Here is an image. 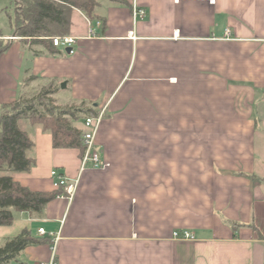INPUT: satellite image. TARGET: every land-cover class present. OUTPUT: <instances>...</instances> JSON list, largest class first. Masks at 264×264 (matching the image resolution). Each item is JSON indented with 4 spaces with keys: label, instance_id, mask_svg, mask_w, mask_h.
<instances>
[{
    "label": "crops",
    "instance_id": "crops-1",
    "mask_svg": "<svg viewBox=\"0 0 264 264\" xmlns=\"http://www.w3.org/2000/svg\"><path fill=\"white\" fill-rule=\"evenodd\" d=\"M123 1L81 14L70 54L13 39L0 57V106L30 77L64 104L95 105L107 164L82 170L79 150L18 122L35 165L12 177L52 192L57 170L77 188L0 228L2 241L25 228L44 240L10 264H264V0ZM9 21L0 37L16 36Z\"/></svg>",
    "mask_w": 264,
    "mask_h": 264
},
{
    "label": "trees",
    "instance_id": "trees-1",
    "mask_svg": "<svg viewBox=\"0 0 264 264\" xmlns=\"http://www.w3.org/2000/svg\"><path fill=\"white\" fill-rule=\"evenodd\" d=\"M127 4L123 0H111ZM21 7L16 10V37L42 45L50 54H57L49 38L71 35L75 10H80L90 20L98 19L95 11L99 0H15ZM105 24V22H103ZM13 40H0V57L11 46ZM30 77L28 81L35 80ZM50 85L43 89L36 101L27 103L23 98L0 106V228L10 227L15 221V212H28L42 216L46 206L59 196H66L63 189L52 192H33L16 181L10 173L29 172L35 165L28 156L34 142L20 129L18 122L27 119L34 125H41L52 135L56 149H77L83 156L85 130L73 122L97 117V107L88 102L70 107H55L45 100L59 89ZM4 173V174H3ZM44 242L25 228L17 236L8 238L0 246V264H10L30 246Z\"/></svg>",
    "mask_w": 264,
    "mask_h": 264
},
{
    "label": "built area",
    "instance_id": "built-area-1",
    "mask_svg": "<svg viewBox=\"0 0 264 264\" xmlns=\"http://www.w3.org/2000/svg\"><path fill=\"white\" fill-rule=\"evenodd\" d=\"M145 11L139 10L138 8H134V19H137L139 17H144ZM87 22L89 25H91L90 20L87 19ZM90 33L93 34L94 31L91 29ZM16 38H3L0 37V40H13ZM51 42L53 43L54 47L56 48H71L73 52V47L76 44L77 38L71 35L67 36H57L49 38ZM104 114L99 113L97 117H89L85 119L84 127H85V145L86 149L82 156L81 165L82 170H86L88 168L91 169H102L107 167V164L104 163L102 160L101 152L98 150L95 144V138L98 133L99 127L103 121ZM51 176L54 180V187L56 190L63 189L64 192L69 195L73 196L76 188H77V182L70 180L63 175L59 174L58 171H52ZM39 233L41 235L45 234L44 229H40ZM174 237L178 239H184V240H191L194 239L193 235L189 233L188 231H177L174 233ZM45 264H56L54 261L50 263Z\"/></svg>",
    "mask_w": 264,
    "mask_h": 264
},
{
    "label": "rangeland",
    "instance_id": "rangeland-1",
    "mask_svg": "<svg viewBox=\"0 0 264 264\" xmlns=\"http://www.w3.org/2000/svg\"><path fill=\"white\" fill-rule=\"evenodd\" d=\"M4 3H6V2H4ZM7 6H8L7 10H5L6 13L2 12L0 14V21L6 22V23L9 24V22H10L9 20H11L12 23L14 24L15 21H16V10H18L21 7V4H19V2L16 3L15 0H7ZM81 14H84V20H85V17L87 18V15L85 13H83L80 10H75L74 17H73V26H76L77 25L76 23H81V22H83V24L86 25V22L83 21V17L81 16ZM14 38H16V40H22L24 42H29V43L33 44V41L30 38H28V40H26L24 38L16 37V36ZM61 49L65 50L66 48H61ZM48 87L49 86L47 85V83H43V82H40V81H30V83L23 89V92H22L23 101H25L27 103H32V102L36 101V99H37L38 95L40 94V92L43 89H46ZM45 102L46 103H50L51 105H53L55 107H61V108H65V107H70L71 106V105H68L69 103L68 104H64V102L61 99H59L58 96H53V95H49L47 97V99L45 100ZM84 122H85V118L81 119L80 121L73 122V125L76 126V127H78V126L79 127H84ZM19 123H21V127L23 129H26V130L31 125V123L27 119H21V120H19ZM68 153H72V152H68ZM70 163L72 164V162H70ZM54 168L55 167H53V169ZM44 169L45 168L41 169L38 172V174H40V172L44 171ZM55 171H57V170H55ZM66 172L67 171H65L64 174L66 176H68V174H67L68 172L67 173ZM58 173L60 174L61 172L58 171ZM12 174H14V173H10V175H12ZM24 215H25L24 212H17L16 211L15 214H14L15 220L17 222H20ZM16 227H18V226H16ZM15 229H17V228H15ZM34 233H36L35 229H34ZM4 235H5V232L3 230L2 232H0V238L3 237ZM1 241H2V239L0 240V242ZM2 242L4 243V241H2Z\"/></svg>",
    "mask_w": 264,
    "mask_h": 264
},
{
    "label": "water",
    "instance_id": "water-1",
    "mask_svg": "<svg viewBox=\"0 0 264 264\" xmlns=\"http://www.w3.org/2000/svg\"><path fill=\"white\" fill-rule=\"evenodd\" d=\"M66 52H67L68 54H70V53L72 52V49H71V48H68V49H66ZM65 87H66V84L63 83V84H62V88H65Z\"/></svg>",
    "mask_w": 264,
    "mask_h": 264
}]
</instances>
